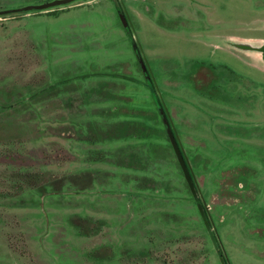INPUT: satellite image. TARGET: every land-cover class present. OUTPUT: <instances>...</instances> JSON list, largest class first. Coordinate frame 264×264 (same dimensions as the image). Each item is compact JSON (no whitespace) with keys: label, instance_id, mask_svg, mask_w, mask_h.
I'll return each instance as SVG.
<instances>
[{"label":"rangeland","instance_id":"rangeland-1","mask_svg":"<svg viewBox=\"0 0 264 264\" xmlns=\"http://www.w3.org/2000/svg\"><path fill=\"white\" fill-rule=\"evenodd\" d=\"M59 1L0 0V264H264V0Z\"/></svg>","mask_w":264,"mask_h":264},{"label":"water","instance_id":"water-1","mask_svg":"<svg viewBox=\"0 0 264 264\" xmlns=\"http://www.w3.org/2000/svg\"><path fill=\"white\" fill-rule=\"evenodd\" d=\"M76 0H64V1H59V2H54L52 4H49V5H46V6H42V7H38V8H35V9H49L51 7H54V6H59V5H63V4H68V3H71V2H74ZM30 9H33V8H27L25 10H30ZM260 52H263L264 53V45L262 48H260ZM178 156H179V161H180V164L186 174V177L188 179V181L191 183L192 182V179L190 177V174H189V169H188V163L184 160V157L183 155L178 152Z\"/></svg>","mask_w":264,"mask_h":264}]
</instances>
